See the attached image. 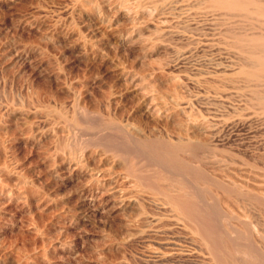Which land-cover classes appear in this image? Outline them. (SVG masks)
Masks as SVG:
<instances>
[{
    "label": "rangeland",
    "instance_id": "rangeland-1",
    "mask_svg": "<svg viewBox=\"0 0 264 264\" xmlns=\"http://www.w3.org/2000/svg\"><path fill=\"white\" fill-rule=\"evenodd\" d=\"M199 1L0 0V264H200L151 261L152 249L184 245L180 231L118 209L110 192L120 167L100 147L127 145L97 134L115 125L142 139H211L226 163L208 171L247 197L243 210L218 209L249 213L239 243L248 264H264V112L240 86L247 48L235 43L264 24L221 20Z\"/></svg>",
    "mask_w": 264,
    "mask_h": 264
},
{
    "label": "bare ground",
    "instance_id": "bare-ground-1",
    "mask_svg": "<svg viewBox=\"0 0 264 264\" xmlns=\"http://www.w3.org/2000/svg\"><path fill=\"white\" fill-rule=\"evenodd\" d=\"M201 1L209 10V12L206 11L207 13L211 12L221 20L227 21L237 17L262 21L261 25L264 24V0H200L199 3L203 5ZM248 34L235 38L237 47L243 50L247 48L244 52L247 53L246 59H248V61H242L237 76H239L240 86L245 90L250 101L264 112V34ZM87 115L79 113L82 120L87 118ZM75 126L70 127L74 135L88 136L87 139L100 137L99 135L90 136L87 131ZM100 129L97 134L107 133L108 136L111 132L115 134L109 136V138H114H110L111 142L109 141L108 144L114 139L115 144L120 142L127 145L124 152L105 144L101 145V151L99 150L105 160L112 165L118 164L120 167L116 172L118 185L110 192L115 196L118 209L131 210L132 215L134 213L135 218L140 219L146 228L158 226L174 228L182 235L184 245L171 243V248L167 252H160L156 249L148 251L151 261L156 263L173 256L195 255L199 258L200 264H231L230 251L227 252L222 247L224 242L231 246L235 254L245 257L247 248L239 242L248 237L245 232L250 231V223L247 219L249 215L246 216L249 213L242 211V216L233 212L226 215L220 213L217 205L219 202L227 206L231 203L238 210H243L244 205L241 204L243 202L239 201L238 197L243 199L247 197L243 193L242 184L221 180L218 173V176L216 175V166L226 161L216 156L212 142L210 143L212 136L210 140L204 141L178 138L174 142H167L142 139L138 135L124 132L125 130L118 125L100 127ZM105 141L107 144V140ZM105 141L102 142L105 143ZM208 168H216V170L209 172ZM108 176L110 178L111 174ZM210 187L219 189L221 192L217 190V193H220L222 197L219 198L215 192L210 190ZM257 196L261 199L260 194ZM253 199L257 203V197L253 195ZM142 205L148 206L152 213L145 214L142 211ZM252 232L256 234V231ZM259 234L257 232V239L263 241V233L261 236ZM244 259L246 261L247 258ZM242 261H240L241 264H248V261L247 263L245 261L242 263Z\"/></svg>",
    "mask_w": 264,
    "mask_h": 264
}]
</instances>
